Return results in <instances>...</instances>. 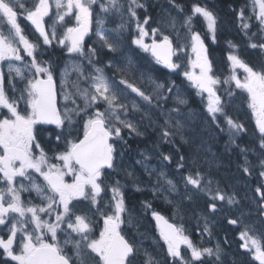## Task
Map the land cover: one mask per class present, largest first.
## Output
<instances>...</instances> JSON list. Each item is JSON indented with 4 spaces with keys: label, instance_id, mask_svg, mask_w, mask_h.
Here are the masks:
<instances>
[{
    "label": "snow or ice",
    "instance_id": "6c2138e0",
    "mask_svg": "<svg viewBox=\"0 0 264 264\" xmlns=\"http://www.w3.org/2000/svg\"><path fill=\"white\" fill-rule=\"evenodd\" d=\"M168 3L175 14L167 10L149 32L146 26L151 17L145 16L141 22L137 13V9L145 8L142 0H35L31 8L24 0H0V62H8V82L14 94L19 92L18 99L15 95H7L0 72V109H6V113L0 112V226L8 233L6 237L0 236V257L3 258L0 264H9V261L14 264H136L141 248L126 237L121 226L127 223L134 227L138 221L126 206L124 185L119 180L105 184L104 178L109 176L105 169H118L116 141L124 140L125 129L130 136H143L140 129L147 121V127L158 125L161 140L171 143V138L177 135L187 142L184 129L189 125L181 108L188 101L181 89L174 80L162 82L151 75V70L142 71L128 55L129 38L130 45L150 54L154 64L169 73L183 75L202 101L206 99L205 123L214 124L221 132L226 131L229 144L237 147L240 145L236 144V138L246 133L247 128L228 113L235 95L232 85L246 94L247 107L259 133V144L258 149L240 147L245 161L243 171L251 175L247 153H258L259 175L264 178V64L250 66L236 51L237 45L229 41L232 49L227 57L230 74L221 80L214 72L202 34L194 25L196 17L202 18L215 43V14L199 4H193L191 12L187 13L177 0H168ZM53 5L55 19L46 26L45 17L50 16ZM95 6L99 7V12ZM17 7L38 33L35 40L18 22ZM252 11L264 31V0H252ZM70 17H74V26H68L66 18ZM110 17L119 19L115 27L108 26ZM238 18L247 35L250 25L245 22L243 10ZM160 25H165L175 33L177 41L182 42H174ZM61 26L63 35L58 36ZM90 34L97 39L85 51V38ZM146 38H150L151 43L146 42ZM41 41L49 47L55 41L66 49L69 57H79L71 63V71L77 74L76 80L71 81L72 90L67 87L68 66L61 71V94L66 102L63 111L57 106L52 64L40 58ZM97 44L113 54L107 63L99 59ZM248 46L264 52V37L258 41L250 37ZM180 53L188 58L186 68L178 62ZM181 69L182 72L178 71ZM238 69L245 74L243 79L237 75ZM108 70L113 71L112 76L108 75ZM116 74H119L118 81ZM16 80L24 83V87L18 88ZM221 84L228 85L223 95L220 94ZM169 100L174 101L172 107H167ZM20 103L25 104L23 110L18 107ZM136 114L140 120L135 119ZM195 115L188 112L189 118ZM161 117L162 124L159 123ZM221 117L226 128L221 124ZM80 122L82 136L77 127ZM38 125H55L60 130L55 133L54 157L50 158L42 146L39 135L43 129ZM60 144L63 150H58ZM141 156L136 163L143 167L150 181L155 179L150 190L154 196L164 194L169 204L178 207L184 199L192 200L197 193H202L208 197V211L215 214L220 210L216 201L229 206L239 203L235 194L224 192L218 185L214 189L210 179L205 183L195 159L191 161L196 167L193 172L188 167V158L181 155L173 177L164 170V162L170 165L172 155L160 153L159 167L148 163L152 159L150 153L142 152ZM124 171L136 191L144 190L134 172ZM32 173L42 177L44 183H39ZM67 176L72 177L71 182L65 179ZM24 192H35L41 203L22 200ZM106 192L111 193L104 206L108 211L100 207L101 194ZM256 193L261 197L257 202L258 215L264 216V189L257 187ZM172 197H179V202ZM81 201L90 202L88 211L81 208ZM142 204L144 211L151 210L170 264H205V257L220 260L219 244L215 248L198 246L185 234L183 226L170 223L152 208L150 201ZM96 214L103 221L98 237L94 235ZM204 221L201 235L211 236L209 217L205 216ZM227 222L236 225L241 221L228 219ZM255 232L254 228L246 226L240 232L239 238L243 241L240 246L252 253L259 264H264V234L256 235ZM17 242L19 251L14 247ZM69 248L70 254L66 251ZM144 255V264H156L146 250Z\"/></svg>",
    "mask_w": 264,
    "mask_h": 264
},
{
    "label": "rangeland",
    "instance_id": "374dc122",
    "mask_svg": "<svg viewBox=\"0 0 264 264\" xmlns=\"http://www.w3.org/2000/svg\"><path fill=\"white\" fill-rule=\"evenodd\" d=\"M144 3V0H142ZM233 5H235V0L233 2ZM234 8V7H233ZM96 9V8H95ZM99 12V7L97 6ZM242 10V8H241ZM234 11H236L238 14H240L239 9L235 7ZM55 12L56 9L53 5V7L50 10V16L45 17L46 21L49 25L53 23V20L55 19ZM162 16L159 15L156 20H153L151 23H149L148 26H146L151 31L152 27L157 26V22L161 20ZM217 17V26L222 25L223 30L230 35L234 40L238 39L242 44L248 47L249 51H252L254 49L250 48L248 46L249 44V38L251 37L254 41L256 40L254 36H252L250 33H248L249 30H247V35L245 34V30L240 29L239 23L235 20L232 21V18H228L226 15H221L219 13H216ZM109 19L110 22L108 26L115 27L117 23H119L118 18ZM68 26H71L68 24ZM161 27L165 28V31L170 35L171 39L174 42L180 43L182 41H177L176 35L174 32H171L170 29L165 27V25H160ZM134 28V24H133ZM94 30H95V23H94ZM50 31V28H49ZM64 28L61 26L58 30V36L63 35ZM94 33V32H93ZM208 35H210L208 33ZM236 36V39L234 37ZM38 37L37 33L35 36V39ZM97 38L94 34H90V39L85 44V51H87V47L91 46L93 42ZM150 38H146V42H148ZM54 42V41H53ZM41 43V49L42 53L44 52L45 46L43 45L42 41ZM148 43H151L148 42ZM209 44H214L211 37L208 39V42H206V46L208 48L209 52V58L213 62L214 72L217 76L223 80L226 76L230 74V66L225 63L220 56H217L215 54V50L218 48L209 49ZM98 52H100V59L105 63H107V60L113 55L112 53H109L107 49H102L97 44L96 45ZM134 46L130 45V38H129V52L128 55H131L134 60L139 64L142 71H148L151 70V75L158 78L156 74V70L160 67L159 65H156L152 62V58L150 54L144 53L141 51L142 54H135L133 49ZM137 49V48H136ZM139 50V49H137ZM107 54V58L105 59L103 54ZM42 55V54H41ZM149 55V56H148ZM179 56L181 59L178 61L183 64V66L187 67V56L184 53H180ZM75 60H79V57ZM244 60V58H243ZM71 62L68 61V70L69 75L67 77V80L69 83L67 84V87L72 88L71 79L77 77V74L73 71H71ZM85 65H87V62L85 61ZM159 71V69L157 70ZM166 75H168V78L159 79L160 81H171L172 78L175 76L179 82H175L176 85L181 89L182 93L184 94L185 98L187 99L188 103L186 106H181L184 114L185 119L187 120L188 127L184 129V137L187 142L181 139L179 135L171 138V143H165L163 140L160 139V132L158 125H153L152 127H147V121L144 122V125L141 126V132L144 133L143 136H139L142 139H148L152 134L156 135L155 140L156 143L160 145H168L167 154L173 156V161L169 165L168 162H164L166 165L165 171L170 175L175 177L176 174V163L179 160V157L181 155L188 158V167L192 169L193 172L196 171V167H194L191 163L193 159L197 161V165L199 166V170L204 174L205 183L210 179L213 184V188L215 189L218 185L220 189H222L224 192L228 194H235L237 201H239L238 204L229 206L226 203L216 201L217 205L220 207L219 214H212L208 211L206 207V203L208 202V197L202 193H197L192 200L184 199L182 203H179V206L177 207L174 204H170L173 208L174 215L172 216L173 219L176 221V223L179 226H183L185 229V234L188 235L193 241H214V246L216 247L217 244H219L221 248V254H220V260L217 261L215 257L211 259H215L219 264H255L252 253L249 251L241 248V244L243 241L240 240V232L245 229V227L254 228L256 232L254 234L260 235L264 234V224L261 222V216L258 215L259 209H258V203L261 200V197L256 193V188L261 187L264 189V178H261L259 175V170L254 171L252 169V174L254 176V182L251 180H245V177L243 175H246L243 171L244 163L243 160V166L238 161L231 162L230 160L233 159L231 157L232 149L235 147V144H229V137L227 134V142L224 144L221 150H217L216 146L218 145L217 142L219 138L221 137L222 132L219 128H217L214 124H208L205 123V119L207 118V113L205 112V103L206 99L204 101L201 100L203 103V109H196V108H190V102L187 97L186 90L183 86V84H187L189 86L188 82L184 79L182 74L177 73H169L167 69H165ZM182 72L181 70H178ZM241 74L237 73V75L243 79L245 74H242V70H240ZM109 76L113 75V71L109 70L108 73ZM139 76V73H137V77ZM115 79L119 80V74H116ZM175 81V80H174ZM139 82V81H138ZM83 86V85H82ZM221 86V85H220ZM219 86V87H220ZM190 87V86H189ZM192 88V87H190ZM194 89V88H192ZM235 95L233 97V103L231 105L232 109L235 111L237 117L239 116L238 113H242L243 110L249 109L247 107L246 102V94L241 92L238 89L233 88ZM194 93L196 96L200 99L201 97L197 95L196 90L194 89ZM174 101H168L167 107H172ZM101 110L103 109V104L99 106ZM191 109V110H190ZM191 111L192 113L196 114L195 118H189L188 112ZM136 120H140L139 114L135 115ZM210 119V118H208ZM244 120L248 123L251 136L254 139H257L258 132L256 131V125L255 120L248 115V117H244ZM159 123H163V118L161 117L159 120ZM237 139V138H236ZM258 149V146L255 147ZM122 152V151H121ZM118 152L117 154V165L118 169L114 171L115 173L120 174V179H122L125 183V187L129 186L130 188H134L132 180L128 179L125 173V169L128 171H132L135 173L136 177L138 178L137 182L141 184V187L148 193L150 198L153 200L154 198H158V196L162 197V200L164 203H167L165 201L164 194L157 193L156 196L153 195V192L150 190V185L155 183V179L153 178L151 181L149 180V177L144 173V169L140 164H137L136 161L139 159H142L141 153L147 152L152 155V159L148 161L149 164L153 166H160V153L156 151L155 149L144 148L139 151H134V157L130 159L124 152ZM131 154V151H130ZM132 155V154H131ZM249 161V160H248ZM250 163V161H249ZM178 179V178H177ZM145 185H148L146 187ZM181 191H183V186H181ZM252 196V197H251ZM172 199L179 202V197H172ZM169 204V203H167ZM209 217V228L211 231V236L204 234L201 235L204 228V217ZM228 219H237L241 222L236 224L241 226L240 229H236V225H231L227 221ZM153 247L147 246V249H152L150 253L154 258L156 264H170L169 258L167 257L166 252V246L163 244L162 241V247L161 250L163 252V259L160 261L157 259L158 250H160L159 241H152ZM220 242V243H219ZM214 247V248H215ZM237 258V259H236Z\"/></svg>",
    "mask_w": 264,
    "mask_h": 264
},
{
    "label": "flooded vegetation",
    "instance_id": "af4514ba",
    "mask_svg": "<svg viewBox=\"0 0 264 264\" xmlns=\"http://www.w3.org/2000/svg\"><path fill=\"white\" fill-rule=\"evenodd\" d=\"M24 3L27 7L31 8L33 6V4L35 3V0H24ZM237 3V6H238V9L239 11L241 12L243 10V12L245 14H249V10L252 8V0H235V4ZM242 8V10H241ZM17 12H18V22L21 24V26L25 29L27 35L34 40V36H35V31H34V28L32 27V25L24 18V13L23 11L17 7ZM253 19L255 20L256 22V25H258V21L255 19L253 13L251 14ZM252 17L249 18L250 20H252ZM5 27H6V22H5ZM250 33L253 35L254 33L258 35L259 31L258 30H250ZM260 33L264 34V31H260ZM22 51V50H21ZM60 52H62L63 54V50H61ZM29 58L25 57V60H28ZM7 64L8 62L7 61H4V62H0V72L3 73V77H4V86H5V89H6V92H7V95L9 97H12L13 95L16 96V98L18 99L19 98V92H16L15 94L13 93L12 91V87H11V84H9L8 82V76H9V73H8V68H7ZM56 65H59V63L55 62ZM54 81H55V84L57 86V90H58V98H59V107L61 106L62 108V111H63V105L60 104V99H61V92H60V88H59V84H58V79H57V76H55L57 73H58V68L55 67L54 69ZM16 84H17V87L18 88H23L24 87V83L20 82L19 80H16ZM19 109L20 110H23L25 108V104L23 103H20L18 105ZM61 110V109H60ZM0 112H3V113H6V109H0ZM38 128H41L43 129V131L40 133L39 135V139H40V142L42 143V146L45 148V151L48 153L49 157H54V152L57 150L56 149V145H57V141L55 139V133H57V128L56 127H52V126H48V125H38L37 126ZM77 127L80 129V135L82 136V129H83V124L82 122H80ZM75 135V133H74ZM63 144H60L59 145V148L58 150H63ZM38 154V153H37ZM53 162L54 159H53ZM33 177H35L37 179V181L41 184L44 183L42 177H39L38 174L36 173H32ZM18 180L22 179V178H17ZM65 179L68 181V182H71L72 181V177L71 176H67L65 177ZM24 183H28L27 181H23ZM21 199L24 200V201H28V200H31L33 203L35 204H40L41 201L39 199V197L36 195L35 192H31V193H28V192H24L21 194ZM102 200H100L101 202ZM80 205H81V208L84 210V211H88L89 208L91 207L90 205V202L89 201H81L80 202ZM109 210V209H108ZM138 213L141 212V209L140 207H138L137 209ZM92 212H95V209H92ZM99 217V214H96L95 217ZM47 218V217H45ZM96 219V218H95ZM97 227V226H96ZM31 230V228H30ZM124 232L125 235H127V237L129 239H133L134 236L127 232V230L123 229L122 230ZM7 229L4 228L3 226H0V236L2 237H6L7 236ZM46 239L47 240H51V237L50 236H46ZM61 239H63V235L61 234ZM14 247L16 248L17 251H19V243L17 242ZM2 251V250H0ZM66 251H69V254H70V248L69 249H66ZM0 259H3L2 257H0ZM9 264H14V262H11L9 261Z\"/></svg>",
    "mask_w": 264,
    "mask_h": 264
},
{
    "label": "trees",
    "instance_id": "16d2710c",
    "mask_svg": "<svg viewBox=\"0 0 264 264\" xmlns=\"http://www.w3.org/2000/svg\"><path fill=\"white\" fill-rule=\"evenodd\" d=\"M220 1V0H219ZM222 1V4H224V3H226V4H231V5H233V2H234V0H221ZM177 2L179 3V4H181L183 7H185V8H188L190 11H191V8H192V5L193 4H197V2H196V0H177ZM191 2V3H190ZM218 6L219 7H221V4H218ZM225 10H227V7H226V9ZM141 20L143 21V18H141ZM198 23V22H197ZM220 32V31H219ZM224 38H225V36L223 35V33H221L220 32V41L222 42L223 40H224ZM201 98L199 99L197 96H196V94H195V98H194V103H193V105L194 106H196V107H198V106H202V108H203V103L201 102ZM147 143V145L148 146H150V147H152L153 146V144H152V141H147L146 142ZM157 149L158 150H160L162 153H164L165 154V152H166V146H162V147H157Z\"/></svg>",
    "mask_w": 264,
    "mask_h": 264
},
{
    "label": "bare ground",
    "instance_id": "6f19581e",
    "mask_svg": "<svg viewBox=\"0 0 264 264\" xmlns=\"http://www.w3.org/2000/svg\"><path fill=\"white\" fill-rule=\"evenodd\" d=\"M214 48H217V47H214ZM211 49H212V47H211ZM252 197V196H251Z\"/></svg>",
    "mask_w": 264,
    "mask_h": 264
},
{
    "label": "water",
    "instance_id": "95a60500",
    "mask_svg": "<svg viewBox=\"0 0 264 264\" xmlns=\"http://www.w3.org/2000/svg\"><path fill=\"white\" fill-rule=\"evenodd\" d=\"M155 223H156V221H155Z\"/></svg>",
    "mask_w": 264,
    "mask_h": 264
}]
</instances>
